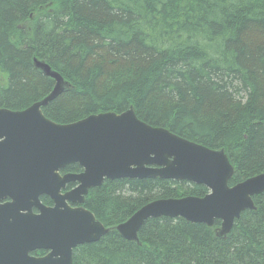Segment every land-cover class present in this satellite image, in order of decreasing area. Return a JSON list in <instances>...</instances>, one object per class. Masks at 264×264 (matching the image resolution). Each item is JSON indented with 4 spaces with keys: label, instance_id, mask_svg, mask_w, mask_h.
Listing matches in <instances>:
<instances>
[{
    "label": "trees",
    "instance_id": "trees-1",
    "mask_svg": "<svg viewBox=\"0 0 264 264\" xmlns=\"http://www.w3.org/2000/svg\"><path fill=\"white\" fill-rule=\"evenodd\" d=\"M33 58L67 83L42 107L56 123L131 107L150 125L223 149L229 185L264 172V0H0V108L51 91ZM207 191L185 180L104 179L82 206L109 230L76 246L72 264H264V191L226 236L218 219L165 216L146 219L137 241L115 230L149 201Z\"/></svg>",
    "mask_w": 264,
    "mask_h": 264
},
{
    "label": "water",
    "instance_id": "water-1",
    "mask_svg": "<svg viewBox=\"0 0 264 264\" xmlns=\"http://www.w3.org/2000/svg\"><path fill=\"white\" fill-rule=\"evenodd\" d=\"M33 63L54 80L51 91L22 110L0 108V264H72L76 246L108 232L81 206L88 189L104 179L159 177L208 189L202 197L158 198L141 206L115 226L131 241L138 240L146 219L161 216L207 226L219 219L217 233L226 236L242 211L255 208L252 196L264 191V172L229 186L233 167L223 149L150 125L132 108L67 124L48 119L41 108L63 91L65 81L49 64ZM72 163L82 170L59 173ZM68 183L75 186L63 191ZM41 195L52 204L42 203ZM35 250L46 253L31 255Z\"/></svg>",
    "mask_w": 264,
    "mask_h": 264
},
{
    "label": "flooded vegetation",
    "instance_id": "flooded-vegetation-1",
    "mask_svg": "<svg viewBox=\"0 0 264 264\" xmlns=\"http://www.w3.org/2000/svg\"><path fill=\"white\" fill-rule=\"evenodd\" d=\"M51 204V203H50Z\"/></svg>",
    "mask_w": 264,
    "mask_h": 264
}]
</instances>
